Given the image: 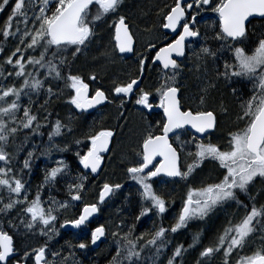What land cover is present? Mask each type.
Here are the masks:
<instances>
[{
  "label": "snow or ice",
  "instance_id": "6c2138e0",
  "mask_svg": "<svg viewBox=\"0 0 264 264\" xmlns=\"http://www.w3.org/2000/svg\"><path fill=\"white\" fill-rule=\"evenodd\" d=\"M124 4L125 0H0V14L6 17L0 25V264H79L78 252L99 247L98 242L107 243L109 237L108 264H185L186 253L197 248L196 264H210L216 257L221 264H264V203L257 206L250 195L257 183L264 184V0H164L155 13L158 23L144 30L160 35L142 51L131 21L121 14ZM108 20L114 43L93 61L114 62L132 54L135 71L114 78L108 90H90L98 75L89 73L86 82L76 64L97 45L98 29ZM185 68L199 82L194 95H186ZM224 88L234 119L227 133L217 135L221 115L230 112L221 94ZM64 93L65 102L78 114L115 105L124 118L125 106L131 103L159 119L145 121L134 158L125 168L139 193L131 219L121 218L111 228L101 224L87 234L86 242L80 236L52 250L62 230L84 232L123 187L104 181L95 202L85 201L89 177L102 173L110 151L115 135L110 128L92 130L86 143L73 141L86 149L74 153L77 169L64 159H52L53 153L71 147L57 143V138L74 135L72 118L65 122L57 114L53 119L49 110ZM41 157L51 163L33 187L35 161ZM207 164L218 174L191 186ZM157 178L185 182L182 207L170 227L161 222L138 233L141 220L163 218L168 212V199L154 189ZM241 194L250 203L241 201ZM230 202L244 214L238 221H226L214 243L203 245L197 233L187 248L172 244L171 235ZM70 209L78 211L69 217ZM21 230L42 243L21 252L14 240Z\"/></svg>",
  "mask_w": 264,
  "mask_h": 264
},
{
  "label": "trees",
  "instance_id": "16d2710c",
  "mask_svg": "<svg viewBox=\"0 0 264 264\" xmlns=\"http://www.w3.org/2000/svg\"><path fill=\"white\" fill-rule=\"evenodd\" d=\"M163 3L164 0H126L121 10V14L126 15L132 23L133 31L136 33V37L138 40V50L142 51L143 46L147 44L145 43L142 45L140 41L141 39H144L145 42L146 40L149 41L153 37H156V35H160L159 33H154V32L149 33L144 30L153 23H158V18L156 17L155 13L158 9V6L162 5ZM206 15H213V14L208 13ZM5 19L6 17L2 14L0 17V25L3 24V21ZM113 19H115V17H113ZM208 22L210 21H205V23ZM111 23L112 20H108L106 23H101L97 33V45H94L92 51L86 54L85 56L81 57L76 64V68L79 69L80 74L84 76L86 82H88L87 77L89 73L95 72L98 75V80L96 82L90 83V86H92V88L96 87L93 85H97V87H101L104 90H108L109 88L112 87V80L114 78L116 77L126 78L128 73L130 72L134 73L135 71V58L133 56L126 57L124 60L117 58L114 62L105 61L103 58L97 61H93V56L99 55L100 50H105V49L111 50L112 48V45L114 43L113 41L114 29L110 26ZM257 27H259L258 24ZM101 65H103V67H101ZM152 75L154 77L155 73H153ZM182 83L187 86L186 95L189 94L194 95L197 92V85L199 82L196 79V74L194 72H190L187 68H185L184 70L182 76ZM182 91H184V89H182ZM221 94L223 95L224 100L230 109L228 115H221L220 117L221 128L219 132L220 133L223 132L225 134L227 133L229 128L232 127V121L234 119L232 112L234 111V106L231 102V97L228 95V90L226 88L222 89ZM66 99H67V93H64V99L57 100L52 104L49 110L54 113L53 119L57 117V114L58 117L64 114L65 109H70L68 104L65 102ZM112 107H115V105H106L95 112L84 113V114H78V110L77 112H73L72 110L71 115L73 116V119H77L79 121L72 123L74 129V135H72V140H69V144L71 145V147L68 152L61 155L60 157L64 158V160L74 170L77 169L78 166V161L74 154L75 151L78 150L86 151L83 143L79 146H76L73 143L76 136L77 137L82 136V138L80 137V139L85 141L86 143L87 141L85 137L92 130H99L100 128H110L115 132L117 128L121 126L120 123L124 118H120L118 116V109ZM131 109H136L132 106L131 103L125 106L124 109L125 117L129 112V110ZM148 115L151 116L153 121L159 119L158 115L157 116H153L152 114L151 115L148 114ZM118 140L116 139L115 136L112 143V149L118 146L117 145ZM37 142L40 143V141ZM43 143L45 144V141H43ZM58 157L59 156H56L55 153H53V157H52L53 160L58 159ZM50 163L51 161L45 159L44 157H41L40 159L35 161V167L31 178V183L33 187H35V185L40 183L43 177L44 169ZM125 168L126 165L124 164V161L122 162L118 161L116 164H112L110 166L105 162L101 174L97 175L95 178L91 176L89 177L88 184L90 187L87 194L85 195V201L90 203L95 202L98 189L101 186L102 182L104 181L110 183L119 182L123 185V187L117 193H115L113 197L110 198V201L106 203V205L102 206V211L95 219L97 226L103 224L105 225L106 228H111L114 226L115 223H119L121 218H127L130 220L131 214L137 211L138 199H139L138 188L131 180L127 178L125 174ZM213 170H214L213 168L211 169L206 168L205 171L203 173H200L197 178H199L200 176H203V178H207L209 175L212 174ZM105 173H107V176H109V178L106 179L103 178V175ZM163 180H168V179H163ZM170 188L173 191L171 192L160 191V195L164 196L166 199H169L170 201L177 200L178 198H175L177 197V193H178L177 189L175 190V188H173L172 185H170ZM62 196L63 193L61 192L58 198H62ZM180 198H183V196H180ZM171 212L172 214L174 213L173 210ZM73 214L74 213L70 211L66 213V215L69 217L72 216ZM172 214H170V210H168V213H165L163 218L157 216H153L151 217V219L144 218L138 223L137 232L139 233L143 231H149L152 229L153 225L159 226L161 222L163 223L164 226L170 227L171 224L174 222V217H176L178 213H174L173 215ZM234 214L232 213L231 215L233 216ZM231 215L222 214L219 218L214 219L209 223L205 224L203 230H201L200 232H197L199 230H197L196 228L189 227L179 231L174 235H171L169 238L171 239L173 245L182 244L185 246V248H187L188 245L192 243L193 236L196 235L197 233H200L201 241L203 245L205 246L210 245L212 244L210 242L211 236L213 234L217 236V234L220 232L219 229L226 224V221L228 220L235 221V219L232 218ZM211 233L213 234L211 235ZM79 237L80 236H78V238ZM14 239L17 248H19L18 237L15 236ZM66 240H67V234L64 233L62 241L60 243L56 241L53 242L52 250L59 249L60 246L65 243ZM76 240L77 238L74 239V243L76 242ZM86 241H87V236L85 237V242ZM111 249H112L111 237H109L107 243H102V246L97 250L92 249L90 246L88 250H85L83 252H78L76 259L79 261V264H108V261L112 255ZM198 255H199V248L189 250L184 258L185 264H196ZM210 264H221V260L219 257H216L215 259L210 261Z\"/></svg>",
  "mask_w": 264,
  "mask_h": 264
},
{
  "label": "rangeland",
  "instance_id": "374dc122",
  "mask_svg": "<svg viewBox=\"0 0 264 264\" xmlns=\"http://www.w3.org/2000/svg\"><path fill=\"white\" fill-rule=\"evenodd\" d=\"M125 2H126V0H125ZM155 38L156 37H153L151 40H154ZM140 41H141L142 45L145 43H148V40H146L144 42V39H141ZM103 80H106V79H103ZM93 86L97 87V85H93ZM70 109H65V113L60 115L59 118L64 120L65 122H67L69 117H71L73 119V116L71 115L72 109H71V111H70ZM146 113L147 112L141 113V112L137 111L136 109H133L127 113L126 117H124V119L120 123L121 126H119V128L115 131L114 137L116 136V139L117 140L119 139L117 141L118 146L113 148L105 156L104 164L106 162V164H108L110 166L112 164H116L118 161H121V162L124 161V164L127 166L129 160L134 158L133 157V149L137 148V142L140 138V134L143 130V125H144L145 121H153L151 116H149ZM55 118H57V117H55ZM72 123H73V121H72ZM223 134H224L223 132L217 133V135H223ZM69 140H72V135L71 136H65L62 139L57 138L56 142L63 145V143H65V142L69 143ZM215 140H216V136H213V141H215ZM44 141L46 144L47 143L46 136L44 138ZM65 153H55V155L59 156L58 159H64L60 156L65 154ZM206 167L209 169H211V168L215 169L216 173L218 174V170L216 169V167L213 164H207L204 168V171H205ZM203 172H201V173H203ZM103 178L104 179L109 178V176H107V173H105L103 175ZM196 183H197V177L195 180L192 181L191 186L196 187L197 186ZM170 185H172V187L175 188V190L177 189V191H178L177 197H175V198H178L177 200L170 201L168 199L169 200L168 210H170V214H172L171 211L173 210V212H174L176 207H179V211H180V209L182 207V198H180V196H183V197L185 196L186 191H187V187H186L185 182H183V181H180L177 183V182H169L168 180H161V181L159 180V182L154 184V189L157 191L158 194H160V191L171 192L173 190L170 188ZM262 185H263V189H264V184H262ZM135 186L138 188L137 185H135ZM231 203L232 202H230V203H228L222 207L217 208L205 220H202V221L201 220H194V221H192L191 223H189L187 228L193 227V228H196L197 230H199L197 232H200L201 230H203V227L205 224L209 223L210 221H212L214 219L219 218L222 214L231 215L232 213L233 214L235 213L233 215L234 217L232 215H231V217L234 218L235 221H238L241 218V216H243L244 209L240 208L237 204H234L236 206L233 209H228L229 207H231ZM244 203H246V202H244ZM262 203H264V200L262 202H260V204H262ZM260 204L257 203V206ZM222 227L219 229V231H221ZM182 230H184V229H182ZM212 234L213 233H211V235ZM17 237H18V241H19V248L18 249L21 252L26 247H28L30 245L31 246H39L42 243V240L39 237H27V236H25L23 233V230H21L20 234ZM215 238H216V235L213 234L210 238V242L214 243ZM256 243H259V241L257 240Z\"/></svg>",
  "mask_w": 264,
  "mask_h": 264
},
{
  "label": "flooded vegetation",
  "instance_id": "af4514ba",
  "mask_svg": "<svg viewBox=\"0 0 264 264\" xmlns=\"http://www.w3.org/2000/svg\"><path fill=\"white\" fill-rule=\"evenodd\" d=\"M91 89H93L92 88V86H91ZM112 108H117L116 106L115 107H112ZM131 110H133V109H131ZM131 110H129V111H131ZM154 112L155 111H158V110H156V109H154L153 110ZM79 120H77V119H73V122H78ZM72 127H73V125H72ZM119 128V127H118ZM117 128V129H118ZM85 135V134H84ZM82 137V136H81ZM73 139H74V137H73ZM75 139H78L77 138V136H76V138ZM113 139H114V137H113ZM112 143H113V141H112ZM111 150H112V146H111ZM110 150V151H111ZM109 151V152H110ZM108 154V153H107ZM107 154H105V156L107 155ZM207 168V167H206ZM217 175V173H216V170L214 169L213 170V172H212V174L211 175H209L207 178H203V176H200L199 178H197V186H199V184H200V182L201 181H211V179L212 178H214L215 176ZM198 177V176H197ZM164 179H168L169 180V178H164ZM159 180H161L160 178H157V182L159 181ZM156 182V183H157ZM250 195L251 196H253V197H255V200H256V203H259L260 204V202H262L263 200H264V189H263V185L261 184V183H257L256 185H255V187L254 188H252L251 189V192H250ZM240 199H241V201H244V202H246V203H250V201H249V198L247 197V196H244L243 194H241V196H240ZM234 204H236L235 202H232L231 203V207H229L228 209H233L236 205H234ZM259 206V205H258ZM70 212H72V213H74L73 215H75L76 214V212L78 211V210H76V209H71V210H69ZM178 211H179V207H176V209L174 210V213H178ZM173 213V214H174ZM172 214V215H173ZM99 215V214H98ZM98 215L96 216V217H94L92 220H91V222L87 225V227L85 228V230H84V232H81L80 230H73V231H65V230H62V232H61V237L58 239V243H60L61 241H62V238H63V234L64 233H66L67 234V240L68 241H71V242H73L74 243V239L75 238H77L78 239V236H84V237H86L87 236V234L88 233H90V231L92 230V229H94L96 226H97V223L95 222V219L98 217ZM242 217V216H241ZM15 240V239H14ZM57 242V241H56ZM102 246V245H101ZM100 246V247H101ZM99 247V248H100ZM91 248L93 249V247L91 246ZM98 249V248H97ZM97 249H94V250H97ZM78 254V253H77Z\"/></svg>",
  "mask_w": 264,
  "mask_h": 264
},
{
  "label": "water",
  "instance_id": "95a60500",
  "mask_svg": "<svg viewBox=\"0 0 264 264\" xmlns=\"http://www.w3.org/2000/svg\"><path fill=\"white\" fill-rule=\"evenodd\" d=\"M1 15L2 14H0V17H1ZM171 38V37H170ZM125 56L126 57H131L132 56V54H125ZM90 90H91V86H90ZM104 106H106V105H101V106H98L96 109H90L88 112H86V113H92V112H95V111H97L98 109H100V108H102V107H104ZM111 146H112V144L110 145V150H111ZM102 168H103V166H102ZM94 218V217H93ZM92 218V219H93ZM73 230H76V229H68V230H65V231H73ZM98 245H99V247L102 245V243H100V242H98ZM93 247V249H97V248H99V247H97V246H92Z\"/></svg>",
  "mask_w": 264,
  "mask_h": 264
},
{
  "label": "bare ground",
  "instance_id": "6f19581e",
  "mask_svg": "<svg viewBox=\"0 0 264 264\" xmlns=\"http://www.w3.org/2000/svg\"><path fill=\"white\" fill-rule=\"evenodd\" d=\"M109 45H110V44H109ZM104 119H105V118H104ZM104 119H103V120H104ZM72 121H73V119H72ZM80 137H81V136H79V137H77V138L80 139ZM81 138H82V137H81Z\"/></svg>",
  "mask_w": 264,
  "mask_h": 264
}]
</instances>
